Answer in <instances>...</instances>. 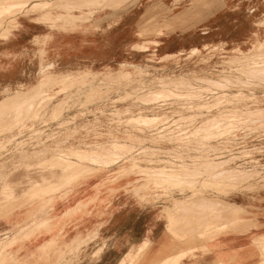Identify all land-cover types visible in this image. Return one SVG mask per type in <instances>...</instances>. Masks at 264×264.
<instances>
[{
    "label": "rangeland",
    "instance_id": "1",
    "mask_svg": "<svg viewBox=\"0 0 264 264\" xmlns=\"http://www.w3.org/2000/svg\"><path fill=\"white\" fill-rule=\"evenodd\" d=\"M35 1L0 0L1 27L18 23L8 38L1 36L0 27V70L13 64L31 67L25 80L0 83V137L21 134L0 151V190L17 162L48 160L37 171L15 172L7 180L14 188L1 194L0 211L32 194L45 192V198L32 214L36 221L17 226L13 219H0L11 227L0 225V264H80L81 257L96 246L90 242L102 238L101 229L119 194L139 204H174L185 196L204 202L214 198L208 192L226 196L241 188L264 187V46L250 53L251 28L264 41V0H226L225 4L216 0L222 7L216 4L212 10L216 16L208 21L212 0H163L165 5L152 0L146 10L150 19L140 26L138 43L131 45L144 53L145 64L120 69L128 64L122 63L101 71L57 68L46 53L48 37L8 50L17 36L37 31L36 24L49 33L106 29L90 27L86 21L91 16L85 13L78 20L86 22L84 27L65 28L62 20L54 18L53 7L33 6ZM139 1L114 0L108 5L113 2L102 0L108 7L91 20L111 19L110 24H116L135 8L142 12L144 4ZM42 11H51L53 18L42 21ZM238 45L249 56L233 59L239 50L232 48ZM50 66L52 74L41 76L40 69ZM18 84L21 89L4 98L5 86ZM89 85L92 90H87ZM64 112L62 121L51 119V113ZM38 118L51 120L30 123ZM19 142L22 148L16 151ZM79 161H85L82 170ZM80 170L84 180L70 193L67 172ZM45 184L49 188L41 190ZM149 191L155 194L147 195ZM63 194L69 196L64 203L59 199ZM79 195L84 197L76 200ZM216 198L215 204L223 205ZM59 204L64 211L52 214ZM241 212L231 213L229 227L240 223ZM88 216L104 220L85 232L79 230Z\"/></svg>",
    "mask_w": 264,
    "mask_h": 264
},
{
    "label": "crops",
    "instance_id": "2",
    "mask_svg": "<svg viewBox=\"0 0 264 264\" xmlns=\"http://www.w3.org/2000/svg\"><path fill=\"white\" fill-rule=\"evenodd\" d=\"M107 1L113 2L108 5L115 4L114 0ZM101 2L102 0L33 2V6L53 7L56 10L54 18L62 20L65 28L80 29L87 22L90 27L106 29L104 31L99 29L96 32L85 29L71 33L56 31L49 33L36 24L34 27L38 29L37 31L29 36L27 33L17 36L7 45L10 47L8 50L13 51L12 47L15 44L28 47L36 38L43 40L48 37L46 53L61 70L87 67L82 70L101 71L108 67H118L122 63L145 64L146 60H142L144 53L132 49L131 45L138 43L137 33L140 26L150 19L146 10L152 7L148 5L153 1L140 0L139 3L144 4L142 12L136 11L135 8L130 13L122 15L116 24L112 22L113 25L110 24L111 19L91 20L95 18L98 10L108 7ZM210 2L212 7L208 10L205 21L214 18L216 13L212 12L213 7L216 4L221 5L216 0ZM155 3L165 5L163 0H156ZM77 10L83 12L79 13ZM50 13L51 11H42L41 20L53 18ZM83 13L91 16L85 23L78 21ZM166 42L167 39L160 51L163 54L167 53L164 47ZM20 66L13 64L8 66L6 71L0 70V83L6 85L21 79L25 80L31 68L30 64L26 63L23 68ZM146 194L155 193L149 191ZM206 195L214 198H207L201 202L191 201L185 196L174 204L158 202L139 204L131 196L119 194L114 201L115 209L101 229L102 238L90 242V245L95 243L96 246L90 253L86 251L88 255L81 257L83 262L80 264H173L177 261V264H264V248L259 249L261 244H264V187L250 190L241 188L240 191L226 196L215 192H208ZM83 197L79 195L76 200ZM216 197L220 198L223 205L215 204ZM239 208L244 211L239 213L240 223L229 227L232 220L231 213L237 212ZM56 210L57 212L52 214L60 215L64 207L59 204ZM164 210L166 214L163 213ZM172 216L176 217L172 219L174 221L170 220ZM103 220L104 218L88 216L78 228L85 232L87 227ZM0 225L7 227V230L11 229L5 222H0ZM223 225L228 226L227 229L218 231ZM73 233L74 231H71V235ZM101 245L104 246L96 256L97 249L102 247ZM132 254L134 257L128 261Z\"/></svg>",
    "mask_w": 264,
    "mask_h": 264
},
{
    "label": "bare ground",
    "instance_id": "3",
    "mask_svg": "<svg viewBox=\"0 0 264 264\" xmlns=\"http://www.w3.org/2000/svg\"><path fill=\"white\" fill-rule=\"evenodd\" d=\"M26 5V4H25ZM97 9V8H96ZM16 10V9H15ZM12 11V10H11ZM256 21V20H255ZM254 22V21H253ZM257 24V23H256ZM1 25H2V22H0V27H1ZM258 25V24H257ZM166 26V25H165ZM164 26V27H165ZM17 27H18V23H17V21L16 20H14V21H12V22H8V23H5V25L3 26V27H1L2 28V33H1V36L2 37H4V38H8L16 29H17ZM163 27V26H162ZM252 27V26H251ZM254 28V27H253ZM1 30V29H0ZM250 32H251V36H250V42H252L253 44H254V49L253 50H251L250 51V53L251 52H254L256 49H258V47H263L264 46V41L263 42H261V40L259 41L258 39H259V32H258V30H256V29H250ZM146 36H147V34H145ZM261 38V37H260ZM263 38V37H262ZM261 38V39H262ZM263 40V39H262ZM232 49H237V50H239L238 51V54H236L235 56H233L232 58L233 59H239V58H243V57H246V56H249V54L250 53H246V52H244L241 48H240V45H238V46H236L235 48H232ZM194 50H196V49H194ZM199 50V53H201V50L200 49H198ZM203 50L205 51V50H207V47H204L203 48ZM202 50V51H203ZM258 53V52H257ZM195 54V53H194ZM193 54V55H194ZM191 55V54H190ZM175 56H177V55H175ZM175 56H169V58H173V57H175ZM189 57V56H188ZM54 64V63H53ZM253 66V65H252ZM251 66V67H252ZM264 66V65H263ZM51 68H53V67H43V68H41L40 70H41V76H44V77H47V76H49L50 74H52V72H51ZM109 68V67H108ZM124 68H129V69H134V68H137V66L136 65H130V64H122V66H120V69H124ZM263 68V67H262ZM237 69V68H236ZM78 72H80V71H78ZM232 72V71H231ZM238 72H240V71H238ZM71 73V72H70ZM83 74H84V72H82ZM67 74V73H66ZM76 74V73H75ZM89 74V73H88ZM70 75V74H69ZM77 75V74H76ZM81 75V74H80ZM59 76V75H58ZM67 76V75H66ZM72 76V75H71ZM71 76H69V77H71ZM74 76V75H73ZM72 76V77H73ZM42 78V77H41ZM155 79V78H154ZM60 80H62V81H64L63 79H60ZM59 81V80H58ZM59 82H61V81H59ZM65 82V81H64ZM67 82H68V80H67ZM71 82V81H70ZM62 83V82H61ZM69 83V82H68ZM23 84V83H22ZM19 85H21V84H18V85H16V86H14V87H6L5 86V88H4V90H2V92H3V94L5 95L4 96V98H6V97H8V96H10V95H12V93L14 94L15 92H17L18 90H20L21 89V87H19ZM69 85H70V83H69ZM8 86V85H7ZM55 86H57V85H55ZM63 86V85H62ZM65 86H67L66 84H65ZM65 86L64 87H62V89H64L65 88ZM90 86V85H89ZM61 88V87H60ZM92 87L90 86V87H88V89L87 90H92L91 89ZM67 89H70V88H67ZM66 89V90H67ZM53 90V89H52ZM55 92H56V90H55ZM64 92V91H63ZM240 92V91H239ZM54 93V92H53ZM52 93V94H53ZM59 93V92H58ZM224 94V93H223ZM229 94V93H228ZM236 94V93H235ZM54 96V95H53ZM52 96V97H53ZM234 96V95H233ZM49 99H51V98H49ZM49 101H51V100H49ZM64 114H65V112L64 113H62L61 115H57V114H55V113H51V116L53 117V118H51L52 120H58V121H62V119L64 118ZM50 115V114H49ZM48 117V116H47ZM50 117V116H49ZM61 117V118H60ZM39 120H37V121H34V122H30V123H37V124H39V123H47L48 121H50V120H45L44 118H38ZM160 128V127H159ZM157 130V129H156ZM21 132V131H20ZM23 132V131H22ZM34 132V131H33ZM160 132V131H159ZM3 132H0V134H2ZM8 133V132H7ZM18 134V133H17ZM17 134H14V133H12V134H10L8 137H0V140L1 139H3V141H1L0 142V151L2 150V149H5V148H8L10 145H12L14 142V140H15V136L17 135ZM20 134V133H19ZM18 134V135H19ZM21 135V134H20ZM2 136V135H1ZM51 137V136H50ZM48 138V137H47ZM16 141V140H15ZM22 143L21 142H19V143H17L16 144V146H19V148H15L16 149V151H18L19 149H21L22 148V145H21ZM21 146V147H20ZM61 150V149H60ZM72 150L73 149H70L69 150V152L71 153L72 152ZM59 153V152H58ZM55 154H56V152H55ZM50 155V154H49ZM48 156V155H47ZM55 158H57V156H54ZM48 159L47 158H40V159H38L37 161H35V163H28V162H26V161H24V162H20L19 164H18V162H17V164L16 165H14V168H13V170H15V171H13V172H11L10 174H8L6 177H5V179H4V183H3V186L1 187V190H0V205H1V202H2V198H1V194L3 193V191L4 190H9V189H11V188H14V187H12V185H10V186H8L7 185V183H9L10 181H7L8 179H10L11 178V176H13V174L15 173V172H17V173H19L18 175H20L23 171H25V169H34L35 171H37L38 170V166H39V164H41V163H43V162H46ZM75 160H77V159H75ZM115 160V159H114ZM80 162V164L82 165V168H81V170L83 169V166H84V162L85 161H79ZM91 166V165H90ZM133 166V165H132ZM131 166V167H132ZM141 166H143V165H141ZM96 167V166H95ZM130 167V168H131ZM164 167V166H163ZM129 168V169H130ZM170 168V167H169ZM4 169V168H3ZM105 169V168H104ZM106 169H107V167H106ZM110 169V168H109ZM81 170L80 171H76V172H67V176H66V178H67V182L70 184V193L72 192V190H73V188L75 187V185H77V184H80L81 183V181L82 180H84V175H82L81 176V174L80 173H82L81 172ZM95 170H98V169H95ZM6 171H7V169H6ZM1 172V171H0ZM3 172V171H2ZM16 173V174H17ZM104 173H105V170H104ZM103 173V174H104ZM107 173V172H106ZM105 173V174H106ZM2 174V173H1ZM102 174V173H101ZM3 177H4V175H3ZM78 177H81L80 179H78ZM100 176H98V178H99ZM3 180V179H2ZM166 180V179H165ZM169 180V179H168ZM172 182V181H171ZM102 183V182H101ZM0 185H1V183H0ZM216 186V185H215ZM43 188L45 189V188H49V184H45V186L44 187H42L41 188V190H43ZM235 188H237V187H235ZM234 188V189H235ZM239 188V187H238ZM217 190V189H216ZM237 190V189H236ZM196 192V191H195ZM217 192V191H216ZM166 194H167V192H166ZM32 195H34V196H32V197H30L28 200H26V201H23L21 198H19V199H17L14 203H13V206L11 207V208H9L8 210H4V211H0V219H4V220H7V219H13L15 222H16V225L17 226H19V225H25V223H30L31 221H36L38 218H36L35 216H33L32 214L35 212V210L39 207V206H41L42 205V202L44 201V198H45V192H41V193H36V194H32ZM168 195V194H167ZM47 196V195H46ZM172 196V195H171ZM177 196V195H176ZM68 197L69 196H67L66 197V194H63L62 196H60L59 197V199L60 200H63V202L62 203H64V202H66L67 201V199H68ZM146 197H148V196H146ZM163 197V196H162ZM174 197V196H173ZM48 198V197H47ZM139 198H140V196H139ZM152 198V197H151ZM157 199H158V197H156ZM172 198V197H171ZM176 198V197H175ZM154 200H155V198H153ZM160 199V198H159ZM165 199V198H164ZM48 200V199H47ZM51 200V199H50ZM147 200V199H146ZM145 200V201H146ZM49 201V200H48ZM144 201V202H145ZM167 201V200H166ZM149 202V201H148ZM3 203V202H2ZM149 204V203H148ZM167 209H168V207H166ZM242 212H244V211H242ZM163 213H165V210H164V212ZM66 214V213H65ZM166 214V213H165ZM48 219V218H47ZM170 220H171V218H170ZM241 220V219H240ZM22 222V223H21ZM21 223V224H20ZM15 225V226H16ZM39 229L38 230H40L41 228L40 227H38ZM48 228V227H47ZM166 230V229H165ZM170 231H172V230H170ZM178 233V232H177ZM259 240V239H258ZM259 241H261V240H259ZM264 241V240H263ZM262 241V242H263ZM180 244H181V242H180ZM262 245V244H261ZM262 246H260L259 247V249L261 248ZM258 248V247H257ZM263 249V248H262ZM262 251V250H261ZM72 264H74V263H72Z\"/></svg>",
    "mask_w": 264,
    "mask_h": 264
},
{
    "label": "snow or ice",
    "instance_id": "4",
    "mask_svg": "<svg viewBox=\"0 0 264 264\" xmlns=\"http://www.w3.org/2000/svg\"><path fill=\"white\" fill-rule=\"evenodd\" d=\"M261 246H262V248H264V244H262Z\"/></svg>",
    "mask_w": 264,
    "mask_h": 264
}]
</instances>
